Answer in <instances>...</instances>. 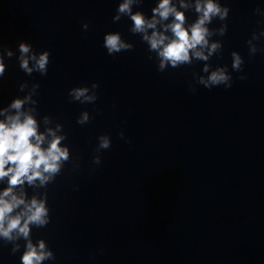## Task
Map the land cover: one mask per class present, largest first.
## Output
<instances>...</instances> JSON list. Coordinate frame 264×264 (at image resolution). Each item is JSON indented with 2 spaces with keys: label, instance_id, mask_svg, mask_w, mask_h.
Wrapping results in <instances>:
<instances>
[{
  "label": "clouds",
  "instance_id": "1",
  "mask_svg": "<svg viewBox=\"0 0 264 264\" xmlns=\"http://www.w3.org/2000/svg\"><path fill=\"white\" fill-rule=\"evenodd\" d=\"M132 3L133 0H124V3L119 5L118 12L131 14L130 6ZM182 6L187 7V5ZM195 9L200 14L199 18L187 28L184 26V14L177 11L176 7L172 5V0H160L158 7L153 9L154 15L151 20H146L140 12L131 15L134 25L131 29L132 32L143 33V40L150 45V49L158 52L159 71H163L165 66L169 64L175 68L180 64L190 63L193 56L201 60L208 59V55H205L202 50L208 47V37L211 35L206 24L210 23L214 16H219L221 19L225 18L227 9H221L215 0H203V2L197 0ZM157 16L160 20H167L169 16L174 17L172 23L164 26L165 31H171V38L155 30L159 22L156 19ZM119 18L118 15L114 19L119 20ZM84 27L86 29L87 24ZM148 29H153L151 35H148ZM104 47L109 55L131 48L130 45L122 42L118 33L107 34L104 39ZM219 47V44H212L208 49V54L211 55ZM251 51L254 53L256 49L253 47ZM20 52L22 54L21 68L25 72L31 73L33 69L29 67L28 58L24 57V54L29 52V46L21 44ZM8 55L11 56V52ZM232 55V67L234 70L240 71L243 61L236 53ZM30 58L35 61L34 67L38 71L46 72L47 52L41 54L38 59L36 56ZM4 70L3 62L0 60V76L3 75ZM204 71H208L207 66ZM245 78L244 76L240 77L241 80ZM200 82L209 89L220 85H224L226 89L232 87L231 77L223 68L213 71L207 80L201 79ZM96 87L98 85L93 84V88ZM87 92V88H74L69 92V95L75 100H81L83 97L82 102H94L97 97L95 95L89 96ZM28 99L30 98L14 100L10 104V108L16 110L15 114L7 115L5 120H0V181L7 178L8 184L3 191H0V237L8 240L14 238L13 233L17 234L16 238L22 236L27 239L30 225L43 226L48 222L46 219L48 210L44 201L35 197L27 201L23 191L17 194L15 189L18 186L22 187L25 182L34 185L37 180H39L40 185H44L60 172L62 162L68 160V149L61 146L64 137L57 136L52 129L47 130L51 139L47 141V147H43L47 138L46 135L38 131L37 121L31 114L21 111ZM88 119V114L84 113L78 123H86ZM99 139L100 149L110 147V141L106 136H101ZM100 162L99 157L94 159L95 164ZM17 209L20 210L16 211ZM51 256V252L45 251L43 241L37 247L29 240L27 250L22 257V264H41L43 260Z\"/></svg>",
  "mask_w": 264,
  "mask_h": 264
}]
</instances>
